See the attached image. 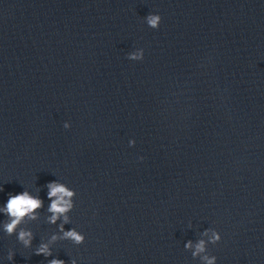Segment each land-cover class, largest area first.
Instances as JSON below:
<instances>
[{"label": "water", "instance_id": "water-1", "mask_svg": "<svg viewBox=\"0 0 264 264\" xmlns=\"http://www.w3.org/2000/svg\"><path fill=\"white\" fill-rule=\"evenodd\" d=\"M129 0H0V91L78 42Z\"/></svg>", "mask_w": 264, "mask_h": 264}, {"label": "clouds", "instance_id": "clouds-1", "mask_svg": "<svg viewBox=\"0 0 264 264\" xmlns=\"http://www.w3.org/2000/svg\"><path fill=\"white\" fill-rule=\"evenodd\" d=\"M161 16L159 14H148L145 17L147 25L152 29H158L161 23ZM144 58V50L136 49L127 54V59L131 61H142ZM64 128H70V123L65 122ZM135 141L130 140L129 146H134ZM141 159H143L141 157ZM47 197L50 204L47 207V212L50 214L47 216V223L58 226V231L53 233L48 242L41 241L38 247L35 249V255H42L45 258L53 255L51 244L61 241L68 240L74 245H81L85 242V235L78 231L76 228L65 230L64 225L70 224L71 220L69 213L75 207L76 191L70 188L67 184L58 180L49 182L46 185ZM3 191V189H0ZM44 207V201L39 195H32L28 190H24L18 194L9 193L8 200L3 207H0V213H3L7 219L2 224V230L8 236L16 235L17 240L25 248L32 246L34 234L28 228L22 227L25 221H35L39 219V210ZM200 239L195 241L188 240L184 244L186 250H191L193 258H199L202 264H216L217 258L214 255L208 254V245L218 244L222 237L220 233L214 228H207L201 234ZM206 237V239H205ZM14 252L9 250L7 259L13 260ZM47 264H66L62 259H51L48 260ZM70 264H77L76 259H72Z\"/></svg>", "mask_w": 264, "mask_h": 264}]
</instances>
